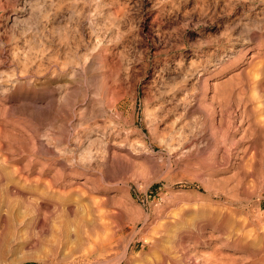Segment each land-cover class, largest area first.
Returning <instances> with one entry per match:
<instances>
[{"label": "rangeland", "instance_id": "obj_1", "mask_svg": "<svg viewBox=\"0 0 264 264\" xmlns=\"http://www.w3.org/2000/svg\"><path fill=\"white\" fill-rule=\"evenodd\" d=\"M124 249L264 264V0H0V264Z\"/></svg>", "mask_w": 264, "mask_h": 264}, {"label": "bare ground", "instance_id": "obj_2", "mask_svg": "<svg viewBox=\"0 0 264 264\" xmlns=\"http://www.w3.org/2000/svg\"><path fill=\"white\" fill-rule=\"evenodd\" d=\"M252 56H254V55H252ZM252 56L250 57V58H252ZM213 84H215V83H211V85L210 86H213ZM215 86V85H214ZM112 237V236H111ZM109 239V238H108ZM107 239V240H108ZM113 240V239H112ZM105 241L104 240H102V243H104ZM109 242H110V240H109ZM108 242V243H109ZM107 243V242H106ZM106 243H104V244H106ZM108 243H107V245H108ZM147 243V242H146ZM110 244V243H109ZM96 245H98L97 243H96ZM100 245V244H99ZM99 245H98V247H99ZM107 245H105V246H107ZM104 246V247H105ZM101 248V247H100ZM100 248H98V250L100 249ZM107 248L108 247H106V248H104V251H107ZM127 248V247H126ZM129 252H131V250H129V249H124V251H123V253L121 254V255H119V257L116 259V260H114V261H112V262H110L109 261V263H107V264H130L131 263V261L133 260L132 259V257L131 256H129ZM139 253V252H138ZM141 254V253H140ZM139 254V255H140ZM131 255V254H130ZM135 259V258H134ZM134 261V260H133ZM140 261V260H139ZM108 262V261H107ZM133 263V262H132ZM105 264V263H104Z\"/></svg>", "mask_w": 264, "mask_h": 264}]
</instances>
